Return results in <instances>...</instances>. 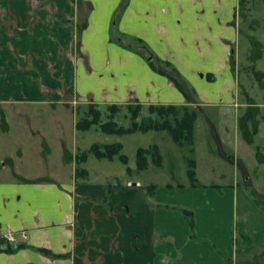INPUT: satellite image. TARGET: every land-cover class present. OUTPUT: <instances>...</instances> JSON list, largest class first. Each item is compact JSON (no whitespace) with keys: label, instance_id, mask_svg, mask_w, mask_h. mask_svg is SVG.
Listing matches in <instances>:
<instances>
[{"label":"crops","instance_id":"crops-1","mask_svg":"<svg viewBox=\"0 0 264 264\" xmlns=\"http://www.w3.org/2000/svg\"><path fill=\"white\" fill-rule=\"evenodd\" d=\"M239 2L0 0V264H238L251 260L239 256L238 240L264 250V208L245 185L248 177L207 189L192 187L187 177L155 184L151 195V184L141 179H94L86 166L91 155L82 164L88 175L77 178V152L67 146L66 126L76 128L90 103L102 109L119 104L122 111L136 103H187L137 50L139 39L170 61L188 85L223 79L211 99L208 90L197 94L201 109L231 106ZM222 134V143L247 144L236 131L228 138ZM7 140L12 148L15 143L12 153L3 150ZM24 140L48 157L50 142H62L71 178L56 167L49 176L21 171ZM194 154L199 182L211 185L201 181L196 148ZM177 207L192 208L194 237L190 217ZM9 233L20 247L6 240Z\"/></svg>","mask_w":264,"mask_h":264},{"label":"rangeland","instance_id":"rangeland-1","mask_svg":"<svg viewBox=\"0 0 264 264\" xmlns=\"http://www.w3.org/2000/svg\"><path fill=\"white\" fill-rule=\"evenodd\" d=\"M239 1L236 19L238 22L239 39L235 45L237 52V81L235 85L237 90L236 96L232 101L233 104L235 103V106L232 104L226 107L201 109L199 105L201 102L197 94L200 93L201 89L202 91L208 90L209 99H211L215 92L223 88V79L218 78L215 81L207 79L209 82H206L202 78L201 80H197L200 86L189 81L190 85H188V88L191 90L194 100L193 105L198 107L201 112L198 118L199 122L197 121L195 148L198 157H200L201 167L199 176L202 182L209 184L219 183L221 185L233 184L238 179L242 181V178L248 177L245 185L254 198L257 199L258 204L264 208V163L259 162L255 154L256 146H259L261 151L264 152V89L261 88L251 67L255 65L257 70L264 72V47L258 59L254 61L253 58L255 41L261 43L262 46L264 44V0ZM201 82H206L205 86L202 87ZM251 98L252 100H250ZM249 102H253L259 106L256 119L259 120L260 128L258 134L254 136V144L239 143L232 139L231 142L225 140L224 143L226 145L223 146L224 143L218 137L220 133H223L224 137L228 138L227 135L231 134L234 136L236 131V134L238 133L241 138H244L240 127V118L249 113ZM236 104L241 105L236 106ZM102 110L106 114L108 113L106 109ZM127 112L121 110L116 116V120L121 125L128 126L131 123L130 118L126 115ZM106 114L103 116L105 120L107 119ZM147 114V110L144 109L142 116ZM237 118L238 120L236 121ZM249 124V127H252L251 122ZM32 126L34 127V124L30 125L29 128L31 129ZM27 129L23 132L27 133ZM66 130L68 133L67 146L72 153L86 150L95 142H122L124 145L123 151L129 158L128 165L134 169L136 168L137 149L139 147H148L151 144L157 143L160 149L162 148L164 151L165 165L158 167L151 164L149 169L143 172L142 175H139L136 171H133L131 175L128 174L126 172L127 165L122 163L118 158L110 161L108 159H98L94 155H91L86 166L92 171L94 179L100 180L105 175L110 177L119 176L122 180H127L128 178L132 180L141 179L145 184H157L159 186H164L168 182L178 184L187 181V164L184 157L186 149L176 145L167 131L109 135L97 127L88 131H80L75 127L69 126L68 128L66 126ZM73 132L75 135H73ZM1 133H5V131ZM212 133L213 136L216 135V140L211 139ZM6 136H9V134H6ZM7 143H9L8 140L4 142L5 145L3 146L5 152L12 153V150H16L14 142H11L13 148ZM20 143L21 147L25 150L24 158L20 161L19 166L21 171L34 176H49L51 169L56 167L62 169L63 172H60V174L66 178H71L73 165H65L62 161V142H50L52 147L51 157H48L46 153H43L41 156L35 146L29 149L28 142L25 140L20 141ZM211 150H213L212 153ZM193 155L194 157L196 156V154ZM210 155H213L214 159ZM6 159L10 163V160ZM233 243H235V239ZM238 249L240 257L245 256L253 259V257L260 253L257 245L248 239L245 242L241 239L238 240Z\"/></svg>","mask_w":264,"mask_h":264},{"label":"trees","instance_id":"trees-1","mask_svg":"<svg viewBox=\"0 0 264 264\" xmlns=\"http://www.w3.org/2000/svg\"><path fill=\"white\" fill-rule=\"evenodd\" d=\"M243 1V0H242ZM138 45L142 48L137 50L146 56L151 67L167 76L169 80L185 95L187 103L184 104H149L145 106L142 103L128 104V118H130V125H121L117 120V114L122 110V105L112 104L106 108L108 113L106 114L99 104L90 103L88 105L87 112L78 119L76 122V129L80 131H88L94 127H97L102 132L109 135H127L137 132L147 133L149 131H167L173 142L180 148H185L184 157L187 164V177L189 184L192 187L207 189L209 187L220 188L218 184L205 185L201 184L197 176V160L194 157L195 152V141H196V124L200 117V110L198 107L193 105L191 90L188 88V83L185 78L181 75L178 69L167 60H162L154 54L152 50H148V46L143 41L136 40ZM263 46L258 41L254 43V61L258 59L261 54ZM232 52V69L236 71V49ZM252 71L259 82L261 88L264 89V72L257 70L255 65H252ZM212 79L211 75L208 76ZM252 100V98L250 99ZM248 112L244 117L240 118V127L243 132L244 139L248 144H254V136L259 131V120L256 115L259 111V106L253 102H249ZM146 109L148 114L142 116V111ZM106 114L107 119H104ZM251 122L252 127H249ZM124 145L120 141L111 143H93L86 150H79L75 156L76 176L84 177L88 175V170L82 167V164L87 162L90 155H94L98 159L114 160L118 158L122 163L127 165L126 172L132 174L133 171L141 173L147 170L151 164L155 166H162L164 163V156L160 149V146L156 143L151 144L148 147H139L137 149L136 168L132 169L128 163V155L123 151ZM256 157L259 162L264 163V152L261 151L259 146H256ZM72 158V154L70 155ZM109 190L111 184L109 183ZM134 186V185H132ZM129 186V187H132ZM184 187L183 184L179 185ZM169 187H171L169 185ZM156 188L155 184L147 186L146 190L149 194H153ZM182 210L186 215L190 217V231L192 237L195 236L194 228V213L192 210L186 207H177ZM18 245L16 247H20ZM43 252L51 254L48 250L42 249ZM260 253L255 256L254 259L246 261H238V264H261L262 258H264V250L259 251ZM228 263H233V259L228 258Z\"/></svg>","mask_w":264,"mask_h":264},{"label":"built area","instance_id":"built-area-1","mask_svg":"<svg viewBox=\"0 0 264 264\" xmlns=\"http://www.w3.org/2000/svg\"><path fill=\"white\" fill-rule=\"evenodd\" d=\"M132 185H134L133 182H128V186H132ZM137 185H139V183H137ZM5 238L8 242H11L13 245H15V247L18 246V242L16 241L13 233L7 234Z\"/></svg>","mask_w":264,"mask_h":264}]
</instances>
